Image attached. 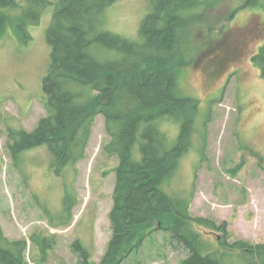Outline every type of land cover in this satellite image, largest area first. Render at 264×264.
I'll list each match as a JSON object with an SVG mask.
<instances>
[{"label":"rangeland","instance_id":"obj_1","mask_svg":"<svg viewBox=\"0 0 264 264\" xmlns=\"http://www.w3.org/2000/svg\"><path fill=\"white\" fill-rule=\"evenodd\" d=\"M44 1L40 9L27 0L0 8L5 22L0 38V226L9 239L27 241L29 258L30 251L39 257V247L46 245L40 236H53L48 264H80L71 249L76 240L89 253V264H99L111 236L108 215L118 167L117 156L103 152L109 141L103 116L92 126L85 158L61 177L53 173L46 146L23 153L17 166L7 148L9 131L31 132L46 116V32L59 0ZM196 1L179 13L183 28L176 32L174 63L180 99L199 110L197 130L164 192H191V215L224 226L229 242L263 244L264 78L252 58L264 44V10L258 4L244 8L246 0ZM149 9V0H119L101 15L98 27L136 40ZM232 47L224 66L216 67L217 58ZM159 126L166 145H174L180 125L166 121ZM71 180L73 220L60 227ZM216 233L208 232L207 239L224 234ZM37 234L40 244L31 247L30 236ZM185 257L184 251L172 249L168 233L158 231L122 264H180Z\"/></svg>","mask_w":264,"mask_h":264},{"label":"trees","instance_id":"obj_2","mask_svg":"<svg viewBox=\"0 0 264 264\" xmlns=\"http://www.w3.org/2000/svg\"><path fill=\"white\" fill-rule=\"evenodd\" d=\"M27 1L38 9L46 5L44 0ZM118 1L56 3L46 32L50 48L42 82L46 116L31 132L9 131L7 148L14 166L23 153L46 146L53 173L61 177L85 158L92 126L101 115L109 137L103 152L116 155L118 167L108 215L111 236L99 264H122L145 237L158 231L168 233L174 251L186 253L180 264H264V243L229 242L224 226L191 215V192H164L197 130L199 110L180 99L174 63L176 32L183 28L179 13L197 1L149 0L150 9L141 21L138 38L131 41L98 27L101 15ZM14 3L0 0V8ZM261 5L264 10L262 0H246L244 8ZM26 17L34 19L35 14L27 13ZM4 25L0 12V38ZM20 27L27 34V26ZM230 55L227 51V59ZM252 62L264 78V44ZM166 121L180 125L172 146L166 145L159 130V124ZM71 183L65 189L66 218L61 219L65 221L60 227L73 220L76 199ZM218 231L224 233L220 239H207L208 232ZM38 236H30L31 247L40 244ZM40 237L46 245L39 247V257L30 251L29 258L27 241L9 239L0 226V264H48L54 237ZM71 249L81 258L80 264H89V253L79 241Z\"/></svg>","mask_w":264,"mask_h":264},{"label":"flooded vegetation","instance_id":"obj_3","mask_svg":"<svg viewBox=\"0 0 264 264\" xmlns=\"http://www.w3.org/2000/svg\"><path fill=\"white\" fill-rule=\"evenodd\" d=\"M233 50H234V47H232L230 53L233 54ZM224 54V53H223ZM218 62L219 63H215L216 65H219V64H225V60H227V54H225V56H219L217 58ZM220 61H223V62H220Z\"/></svg>","mask_w":264,"mask_h":264}]
</instances>
